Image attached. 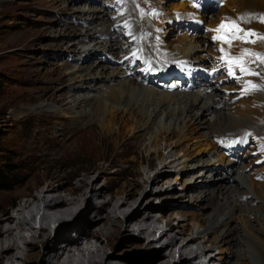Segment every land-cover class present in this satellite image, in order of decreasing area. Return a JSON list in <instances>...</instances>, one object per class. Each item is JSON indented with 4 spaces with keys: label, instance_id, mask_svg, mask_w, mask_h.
Returning <instances> with one entry per match:
<instances>
[{
    "label": "bare ground",
    "instance_id": "1",
    "mask_svg": "<svg viewBox=\"0 0 264 264\" xmlns=\"http://www.w3.org/2000/svg\"><path fill=\"white\" fill-rule=\"evenodd\" d=\"M113 1L112 3H115ZM140 1L142 0H126L119 7L125 5L128 15L145 27L149 24L148 10L151 8V17L155 19L157 14H154L153 9L157 8L160 15L158 25L164 28L162 36L166 46L178 56L203 64L205 55H200L199 51L209 50L206 36L203 34L198 33L191 37L190 35L175 36V40H166L169 29L173 27L167 24L174 19V13L171 12L175 11L173 9L182 8L183 1L176 0L162 7L161 3L164 0H160L159 3V0H148L149 4L146 6L139 4L140 7H144L145 15L136 7V3ZM225 4L229 7L227 10L234 12H264V0H228ZM99 9L85 6L76 8L82 13L77 14L80 15L79 18L83 16L85 23L90 24L91 27L104 18V13H109L108 10ZM196 12V20L203 22L202 12L199 10ZM214 20L209 19L207 24L213 23ZM116 22L117 20L113 19L106 28H103L106 21L96 23L100 28L94 27L90 31L82 28L80 31H75L74 38L69 40L71 45H67L66 49L75 53L74 57L81 52L83 56L74 58L77 63L81 61L80 65L65 66L67 69L59 80L67 81V88L72 86L73 93L68 94L69 92L66 91L55 96L45 91L38 98V102L31 104L29 100L28 103H24L25 106L23 105L24 113L31 114L48 110L50 103L53 102L68 107L65 115L60 114L57 117L61 120L59 129L63 131L68 127L69 116L73 117L71 119H75L76 123L80 124L81 121L84 124L81 128H77V132L82 134L79 142H75L73 146L64 145L59 140L41 144L38 151L41 158L31 157V159H40L42 162L52 159L54 163L45 165L42 170L39 161L34 162L33 167L19 178L20 183L26 180L24 185L22 184L15 191L0 193V264H28L26 257H20V253L24 254L23 245L33 243L35 239L46 238L49 241L42 248L35 264H110L111 261L106 259L108 256L96 249L93 240L102 236L103 232L119 228L134 234L130 239L145 243L144 253L149 257L121 258V262L117 264H137L138 261L146 263L152 258L155 260L151 264H191L189 254L193 253L194 257H198V254L204 250L195 243V232L189 229L185 233L168 235L164 230L158 229L159 221L156 214L159 210L150 204H140L146 194L168 189L165 185L168 178L159 179L167 174V167L176 159L170 146L172 144L179 146L184 162L188 163L189 167L192 164V167L194 164L195 167L201 166L194 178L184 181L183 190L193 189L192 194H201L195 197V202L210 195L207 189L213 188L205 186L203 190L200 188L203 187L201 186L203 180L198 177L202 170L213 167L218 172H231L240 163L235 164L223 153H218L219 148H216L212 138L215 139L221 133H230L227 137L229 145L232 147L241 145L246 141L247 132L242 129L245 122L252 125L251 135L254 141L259 143V137L264 135V110L262 114L263 106L260 105L264 103V82L261 89L250 93L254 97V105L251 103L239 105L230 104L224 99V94L216 90V82L204 83L202 88H196L191 92H169L144 86L133 78L123 76L119 62H116V66L107 73H105L107 68L99 62L87 63L86 59L89 57L87 54L93 53L95 46L105 53L100 57V62L108 60L110 63L111 60L117 61L120 58L119 54L124 52L127 44L124 41L120 43L122 40H119V37L117 39V35L122 34L123 31L115 27ZM257 27L260 29V34H264V25ZM79 36H84L87 41L79 44L80 49L76 50L75 40ZM90 43H95V46L85 50L86 52L81 50ZM262 47L264 50V44ZM65 75H68L67 79ZM55 80L51 77L49 81L55 82ZM208 114L211 115L209 118L206 116ZM86 117L88 118L85 119ZM95 126L100 129V133L92 131ZM128 136L132 139L127 138ZM34 138L36 139L33 140V144L37 142L38 137ZM77 138L78 136L75 139ZM81 139H83L82 143ZM159 141H162V145L153 149L152 146ZM104 143L112 148L116 144L119 148L118 154L121 156L133 155L127 160L130 164H135L138 160L137 154L145 151L150 157L141 159L140 162H144L147 169L135 171L131 166L126 167L124 169L126 174L132 172L134 176L122 182H112L109 187L113 190L106 192L108 184L98 183L101 173L107 169L105 161L109 159L107 153L103 154L99 149ZM35 146L29 142V139H20L18 144L19 152L23 156L36 154ZM199 146L202 148L199 149ZM258 149L262 150L264 147L258 144ZM80 152L88 153L87 155L91 157L90 166L86 167L84 172H79L78 169L68 170L67 166L72 164V154ZM152 153L155 154L154 157ZM207 159L209 160L206 161ZM211 160L215 161L218 167H214L213 162L208 164ZM155 161H159L158 167ZM249 165L250 163L247 165L240 163L239 170L242 171ZM59 166L63 168L60 169ZM151 170L154 172L150 175ZM234 173L238 182L232 183L235 178L231 175H228L227 179L220 178L216 200L205 206L214 211L209 223H206V230L218 232L216 240L218 244L224 243L223 250H231L228 246H234L236 243L237 246H241L237 255H243L242 258L247 261L245 264H253L249 254L255 252L256 246L252 247L254 242L258 243L262 249L256 250L255 254L264 264V181H259L253 176L246 180V175L241 172ZM62 181L66 186L59 188V183ZM154 184L161 187L153 189ZM106 194L108 197L104 199ZM135 195H138V199ZM180 195L182 194L171 196L175 197V205L181 200ZM166 197L164 195L162 199ZM254 202L255 206H252ZM101 212L104 214H100ZM95 214L100 215L99 219H102L101 224L97 225L98 231L90 229L93 221L97 219L94 218ZM244 214L246 218L243 217ZM248 215H253L254 226L250 224ZM241 216L243 218L237 219L241 222L242 229L239 233H233L231 221ZM50 223L56 224L52 232H50ZM251 239L253 244L250 242ZM174 253L177 257L173 261ZM213 259L214 257L211 256L210 260Z\"/></svg>",
    "mask_w": 264,
    "mask_h": 264
},
{
    "label": "rangeland",
    "instance_id": "2",
    "mask_svg": "<svg viewBox=\"0 0 264 264\" xmlns=\"http://www.w3.org/2000/svg\"><path fill=\"white\" fill-rule=\"evenodd\" d=\"M104 1L107 2V0ZM175 1L176 0H164V2L161 3V6L165 7V4L170 5ZM159 2L160 0L158 3ZM146 4L148 5L149 3ZM83 6L86 8L96 7L100 8L99 10L104 9L108 10L109 12V7L105 3H102L101 6L99 3L92 0H83L80 2L78 0H0V162H6L11 165L12 176L10 182L13 185V188L11 189H0V193H9L15 191L17 188L22 186V184L24 185L26 180L23 179L24 181L20 183L19 178L22 177L23 173L33 167L34 162L39 161L38 164L39 166H42V170L47 165H52L54 163L52 159L43 162L40 161V159H31V157L41 158V154L38 152L41 148V144L45 145L48 141L51 142L59 140L64 145L73 146L79 142V137L82 133L77 132V128H81L84 124H82L81 121L80 124H78L79 122L76 123V120H72L71 118L73 117L69 116L67 123L68 127L64 131L59 129L61 120L57 117L60 114L65 115V111H68L69 109L68 107L53 102L50 103V108L48 110L39 111L37 114H31L27 112L24 113L23 105L24 103H28L29 100L31 101V104L38 102V98L45 91L48 94H53L55 96H58L61 93L64 94L66 91L69 92L68 94L73 93L72 86H70V88L68 87L69 89L67 88V81L59 80V77L62 78L65 70L67 69L65 66L70 64H81V61L77 63L74 61V58H81L83 56L81 54L82 52L79 53L77 57H74L75 53H72L70 50L66 49L67 45H71L69 40L74 38L73 34L75 31H80L82 28L83 30L87 29L88 31L93 30L94 27L100 28V26L96 25V23L102 21H106V24L103 28H106L107 26L109 27L115 17L110 15V12L107 14L104 13V18L95 22L91 27L90 24L85 23L84 17L82 15L80 18V15H77L82 13L81 11H77L76 8L78 9L79 7ZM227 8L229 9V7H226L225 4L220 9H217L215 13L218 15L217 17L220 18L224 14L233 15L232 10H227ZM130 10L132 9L130 8ZM173 10L176 11V9ZM175 11H172L171 13H175ZM202 15H204L203 12L201 13V16ZM207 21L208 20L204 19L203 23L207 24ZM215 21L216 19L213 21V23ZM167 24L173 25L171 22H167ZM169 30V34L167 33L166 35L167 41H172L175 36L182 37L183 35H190L191 37L194 34H203L201 32L189 34L184 29H181L180 32H177L174 26ZM119 35H117V39ZM203 35L207 36L206 34ZM168 36L169 39H167ZM86 41L87 39L84 38V36H79V38L77 37L75 40L76 46H74L77 48L74 49H80L79 44L81 45L82 43H86ZM124 43L127 44L126 40H124ZM94 44L95 43H90L86 47L81 48V50L85 51L91 49L95 46ZM263 44L264 43H262V41H259L255 47L263 49ZM208 47L209 50L206 51L207 53L210 51L209 44ZM94 50L95 51L93 53L87 54L89 56L86 59L87 63L93 64L94 61L96 63L99 62L100 65H103L107 68L105 73L112 70L116 66L112 63L110 64L108 60L100 62V57L105 55V53L101 48L96 46ZM201 52L202 51H199V54L203 55ZM108 57L111 56L108 55ZM114 59L116 58L114 57ZM206 67L209 66L206 65ZM51 77L56 79L55 82L49 81ZM64 77L67 79L68 75H65ZM214 82H216V80ZM216 90L219 91L220 94H224V99L229 101L230 104L236 103L240 105L242 103H251L254 105V97L251 94L246 98L244 97L235 101H231V99L234 98L236 94H226L222 92L221 86L218 84ZM77 92L78 91H76V93ZM260 105L263 106V114L264 103H260ZM202 116H204V114ZM206 116L209 118L211 115L208 114ZM87 118L88 117L85 119ZM242 127L243 131L247 132L245 135L246 141L243 144L232 147L228 143V136H225V139L227 140V145L232 148H243L247 142L251 143V145L247 148V153L249 154L250 151H254V154L256 155L254 158L258 163L257 165H254L252 169L248 168L252 164L253 160L250 159H253V157H250V159H243V157L240 158V163L246 165L247 163H250V165L247 168L242 169V171L239 170L241 167L239 166L240 163L237 165L236 169L231 172H217L213 169V167H210V169L207 167L208 170L204 169L202 170V173H199L198 178L203 180L201 183V186L203 187L200 188L202 190L204 189V186H210L213 188H210L209 190L207 189V191H210V195H206L201 201L198 200L194 202L195 197L200 196L201 194H192L191 191L193 189H186V191L183 190L185 186L184 181L194 178L195 173L201 169V166L198 165V167H195L196 165L194 164V167H192V164L189 167V164L184 162L185 159L182 152L180 151L179 146L172 144L170 146L172 150L171 152L176 159L171 163V165H169V167H167V174L162 175L159 179L165 180L168 178L166 181L167 183H164L168 186V189L164 191L161 190L160 192L148 193L142 199V202H140V204H150L152 207L157 208L156 210H159V212L156 214V218L159 221L158 229L161 231L164 230L168 235H178L180 233L188 232L189 229L195 232V243L198 247H202L204 250L198 254V257H194L193 253L189 254L191 264H245L247 262L244 258H242L243 255H237V251L239 248H241V246H237L236 243L234 246H228L231 250H223L222 248L224 247V243L218 244L216 240L218 232L206 230V223H209L214 211L211 208L205 207L209 204H212L216 200L215 195L217 193L216 190L218 188V182H220V178L221 180L224 178L227 179L228 175H231L235 178H232L234 179L232 183H237L238 179L235 177L236 173L234 172H241L244 176L246 175V180H249V177L253 176L259 181H264V149H258V144L264 147V135L259 137V143H257L254 141L251 135V131L253 130L252 125L248 122H245V125ZM92 131L95 133H100V129L96 126L92 129ZM225 134L226 133L223 135ZM77 136L78 138L76 140L75 138ZM220 136L217 137L219 138ZM34 137H38L37 142L35 141V144H33V140L36 139ZM217 137L215 139L212 138V141L216 148H219L217 147L218 145H216ZM127 138L130 137L128 136ZM20 139H29V142L32 145H36L34 148V152L36 154L33 156H23L19 152L18 148ZM202 139L203 138H201V140ZM82 141L83 139H81V143ZM161 142L162 141L157 142L154 146H152V148L161 146ZM110 147L105 143L103 146L99 147L103 154L107 153L109 158L107 161H105L107 169L104 173H101V177L98 181L99 185L104 184V182L108 184L106 185V192L113 190V188L109 187V185L113 184L112 182H122L134 176L132 172L126 174V170H124L126 167L131 166V169L135 171L146 170V164L140 161L141 159H147L150 157L148 153L142 151V153L137 154V162L135 164H130V162H127V160L131 159L133 155L127 154L121 156V154H118L119 148L116 147V144L113 148L112 146ZM201 148L202 146H199V149ZM218 153H223L220 148L218 149ZM87 154L88 153L81 152L72 154V164L67 166V169H78L79 172H84V169L90 166L92 160ZM154 156L155 154L152 153V157ZM208 160L209 159L206 161ZM212 162L215 164L214 167H218V165L216 166V162L212 160L211 162H208V164H211ZM155 163L157 167L160 165L159 161H155ZM59 168L62 169L63 166H59ZM153 172L154 170L149 171L150 175ZM104 178L106 179L104 180ZM16 185L17 187H15ZM59 185V188L66 186L64 181L60 182ZM152 186H154L153 189L161 187L156 186V184ZM173 194H182L179 197L181 200L176 205L174 203V201H176L174 199L175 197H171ZM164 195L167 197L162 199V196ZM107 197L108 194L105 195L104 199ZM135 197L138 199V195H135ZM252 206H255V202L252 204ZM100 214H104V212H101ZM243 217L246 218V214H244ZM243 217H236V219L231 221L233 233H239L241 231V222H239V219L237 218ZM94 218L97 219L93 221L90 229H93V231H98L99 227L97 225L101 224L102 219H99L100 215L97 214L94 215ZM248 218L250 224L254 226L253 215H248ZM55 225V223L49 224L50 232H52V229ZM133 236L134 234L130 233L128 230L119 228L113 231L103 232L102 236H99V238L94 239L93 241L96 244V249L100 253L108 256L106 259L111 261L110 264H117L118 262H121V258H134L136 256H140L142 258L149 257L146 256V253H144L145 243H140V241L136 242L130 239L133 238ZM48 241V238L40 240L35 239L33 243H30L29 245H23L25 247L23 250L24 254L20 253V257H26L28 264H35L41 254L42 248ZM252 241L253 240L251 239L250 242ZM254 243L255 244H253V242L251 243L253 244L252 247H256H254L255 252L249 254L250 261L253 264H262L258 255L255 254L256 250L258 251V249L260 250L262 247L258 243ZM211 256L214 257L213 260H210ZM176 257L177 254L174 253L173 261L176 260ZM154 260V258L148 259L146 263L138 261L137 264H151Z\"/></svg>",
    "mask_w": 264,
    "mask_h": 264
},
{
    "label": "snow or ice",
    "instance_id": "3",
    "mask_svg": "<svg viewBox=\"0 0 264 264\" xmlns=\"http://www.w3.org/2000/svg\"><path fill=\"white\" fill-rule=\"evenodd\" d=\"M246 18L247 17L244 15L236 19H233L230 17L224 18V20H222L221 23L214 30L219 35L213 36L212 39L214 41L221 40L223 43L228 44L229 47L232 46V41L234 40H240L245 43H254L255 41L250 40L249 37L256 36L257 33L254 30L242 29L239 27V24H238V21H242ZM251 18L259 19L261 22H264V14H251ZM240 33H243V35H240ZM260 38L264 39V36H261ZM220 51L224 53V57H222V59H226L227 61L229 76L235 75L233 71L234 67H238L240 72L244 75H257V73H254L250 68L247 67L246 62L244 61V57L246 55L255 56L261 62H264V54L251 52V50L247 48L241 49V53L239 57L229 58L228 53L225 51L223 47L220 49ZM133 56H135V53H133ZM237 79H240V78L237 77ZM247 84H248V88L244 89L245 92L257 87V85L253 84L251 81H248Z\"/></svg>",
    "mask_w": 264,
    "mask_h": 264
},
{
    "label": "trees",
    "instance_id": "4",
    "mask_svg": "<svg viewBox=\"0 0 264 264\" xmlns=\"http://www.w3.org/2000/svg\"><path fill=\"white\" fill-rule=\"evenodd\" d=\"M12 168L11 165L6 162H0V189H11ZM17 187V185L15 186Z\"/></svg>",
    "mask_w": 264,
    "mask_h": 264
}]
</instances>
